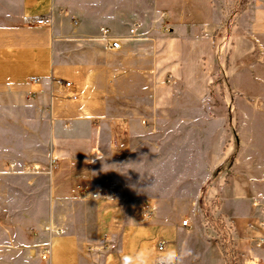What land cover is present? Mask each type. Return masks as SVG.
<instances>
[{"label": "crops", "instance_id": "0c3cea01", "mask_svg": "<svg viewBox=\"0 0 264 264\" xmlns=\"http://www.w3.org/2000/svg\"><path fill=\"white\" fill-rule=\"evenodd\" d=\"M248 1L226 31L214 0H0V264H124L140 250L156 264L158 242L209 248L183 264H224L218 244L165 220L168 202L147 200L150 220L128 221L113 177L157 115L196 107L211 88L239 136L214 157L215 170L230 164L213 192L238 264H264V0Z\"/></svg>", "mask_w": 264, "mask_h": 264}, {"label": "rangeland", "instance_id": "374dc122", "mask_svg": "<svg viewBox=\"0 0 264 264\" xmlns=\"http://www.w3.org/2000/svg\"><path fill=\"white\" fill-rule=\"evenodd\" d=\"M214 3L220 26L226 31L241 24L249 7L248 0H214ZM231 109L215 97L211 88L209 97L196 107L175 108L157 115L156 131L139 133L135 145L115 161L113 175L128 221L150 220L151 217L143 218L141 213V207L149 203L147 200L168 202L172 209L163 214L165 220L169 223L175 219L179 223L188 220L192 229L185 237H203L214 247L218 244L224 264H238V260L233 248L232 221L224 214L223 201L213 188L219 181L226 183L230 161L215 170L214 157L228 145H238V129L231 119ZM129 167L155 178L142 180ZM154 182L151 189L144 191ZM4 217H7V178L0 182V218ZM0 245L7 248V228L3 226ZM190 248L210 253L209 248Z\"/></svg>", "mask_w": 264, "mask_h": 264}, {"label": "clouds", "instance_id": "9594fccd", "mask_svg": "<svg viewBox=\"0 0 264 264\" xmlns=\"http://www.w3.org/2000/svg\"><path fill=\"white\" fill-rule=\"evenodd\" d=\"M129 168H132L133 170L137 171L136 168L133 167H129ZM137 172L140 174L142 180L152 177L155 178L154 175L148 172H144V173H141L139 171ZM154 184L155 182L152 183L150 186H148L146 189H144V191L151 189L154 186ZM191 254H192L191 250L186 248V246H181V248L179 249L172 248L163 253V255L159 258L157 264H183L184 259ZM124 264H153V261L151 259L150 252L145 250H140L136 252L134 255L126 257Z\"/></svg>", "mask_w": 264, "mask_h": 264}, {"label": "built area", "instance_id": "2783aa9c", "mask_svg": "<svg viewBox=\"0 0 264 264\" xmlns=\"http://www.w3.org/2000/svg\"><path fill=\"white\" fill-rule=\"evenodd\" d=\"M161 17L163 19L166 18V14L165 13H162ZM53 20L52 18L49 16V17H40L36 24L37 25H43V26H50L52 24ZM105 33L106 31L103 30ZM131 34L134 33V30L131 29L130 31ZM108 48L111 49V50H119L120 49V43L118 40L116 39H110L108 41ZM12 167V166H11ZM105 197L106 198H113L115 197V189L113 186H109L106 193H105ZM152 207L150 205V203H146L144 204L142 207H141V213H142V217L143 218H150L151 217V214H152ZM182 227H185V228H189L191 226V223L188 221V220H184L182 223H181ZM166 250V246L163 242H158L157 245H156V264L159 260V258L163 255V253L165 252ZM45 253L48 254L49 253V249L46 248L45 249ZM44 258V257H43ZM244 264H256L254 261L250 260V261H247L245 262Z\"/></svg>", "mask_w": 264, "mask_h": 264}]
</instances>
